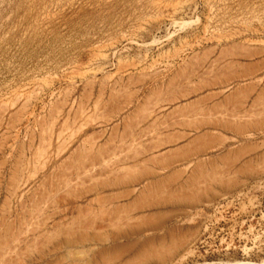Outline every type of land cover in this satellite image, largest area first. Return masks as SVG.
Instances as JSON below:
<instances>
[{
    "label": "rangeland",
    "instance_id": "1",
    "mask_svg": "<svg viewBox=\"0 0 264 264\" xmlns=\"http://www.w3.org/2000/svg\"><path fill=\"white\" fill-rule=\"evenodd\" d=\"M0 221V264H264V0H0Z\"/></svg>",
    "mask_w": 264,
    "mask_h": 264
},
{
    "label": "bare ground",
    "instance_id": "2",
    "mask_svg": "<svg viewBox=\"0 0 264 264\" xmlns=\"http://www.w3.org/2000/svg\"><path fill=\"white\" fill-rule=\"evenodd\" d=\"M260 115V114H259ZM230 119V118H229ZM214 121V120H213ZM227 121V120H226ZM229 122V121H228ZM233 123V122H232ZM238 124V123H237ZM122 178V177H121ZM109 183V182H108ZM115 186V185H114ZM139 193V192H138ZM44 194V193H43ZM120 209V208H119ZM135 209V208H134ZM117 210V209H116ZM118 214V213H117ZM161 218V217H159ZM117 221V220H116ZM1 222V221H0ZM115 222V221H114ZM126 222V221H124ZM115 224V223H114ZM129 224V222L127 223ZM130 224L132 225V223L130 222ZM143 226L141 227H145L147 226V222L143 220L142 222ZM120 225V224H119ZM134 225V224H133ZM140 225V224H139ZM118 226V225H117ZM137 226V225H136ZM116 227V226H115ZM120 227V226H119ZM118 227V228H119ZM128 227V226H127ZM140 226L138 228H141ZM150 227V226H149ZM7 228V227H6ZM111 228V227H110ZM117 228V227H116ZM146 228V227H145ZM148 228V227H147ZM133 229V228H132ZM69 230L70 229H66ZM125 230V229H124ZM144 230V229H143ZM142 230V231H143ZM69 231H65L63 230V232H59L56 235L53 234V238L55 236L54 239L49 240H38V243L35 244L36 241H34V248L30 247L31 249H33V252L31 250V254H32V261L31 260H27L24 262V264H83L82 263V257L84 252L83 251H78V248H83L84 247H91V248H95V247H101L102 249H90L88 250L86 253V258L88 259L87 263H90L92 260L94 261V258L98 256L104 251L103 248V244L108 243L110 245L115 244L121 237L120 235L117 236H112V237H107V235L104 237L103 236H92L91 237L89 235L86 234H74L71 233ZM73 232L77 233V231L72 230ZM115 231V230H113ZM123 231V230H122ZM79 232V231H78ZM93 232V231H92ZM116 233V231H115ZM127 233V232H125ZM43 234V233H42ZM122 234V233H121ZM130 234V233H129ZM40 235V234H38ZM48 236V234H46ZM111 235V234H110ZM128 235V234H127ZM51 236V235H49ZM48 236V237H49ZM124 236V235H123ZM38 237V236H37ZM44 237V236H43ZM46 237V236H45ZM46 237V239L48 238ZM42 238V236L40 237ZM50 238V237H49ZM52 238V237H51ZM38 239V238H37ZM45 241V242H44ZM47 243V244H46ZM38 244V245H37ZM37 245V247H36ZM90 245V246H89ZM107 246V245H105ZM10 248V247H9ZM8 248V252L12 249ZM106 249V248H105ZM21 250V249H20ZM26 250V249H23ZM103 250V251H101ZM7 250H3V252L5 253ZM3 252L1 253V255L3 254ZM82 256L80 255V253H82ZM21 253V252H20ZM17 254V253H16ZM81 256H79V255ZM5 255V254H4ZM117 255V254H116ZM115 255V256H116ZM3 256V255H2ZM13 256V254H12ZM158 256V255H157ZM4 257V256H3ZM14 257V256H13ZM104 257V255L102 256V258ZM10 258V257H9ZM20 258V257H19ZM101 258V259H102ZM0 259H2V257H0ZM26 259V258H25ZM144 260V259H143ZM149 260V259H148ZM162 259H159L157 261H161ZM4 262V261H2ZM85 262V261H84ZM95 262V261H94ZM103 262V261H100ZM1 263V262H0ZM6 263V262H5ZM3 264V263H2ZM12 264V263H11ZM86 264V263H85ZM135 264V263H133ZM154 264V263H153Z\"/></svg>",
    "mask_w": 264,
    "mask_h": 264
}]
</instances>
